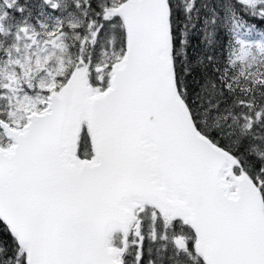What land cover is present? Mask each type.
Wrapping results in <instances>:
<instances>
[{"label":"snow or ice","instance_id":"obj_1","mask_svg":"<svg viewBox=\"0 0 264 264\" xmlns=\"http://www.w3.org/2000/svg\"><path fill=\"white\" fill-rule=\"evenodd\" d=\"M0 264H264V0H0Z\"/></svg>","mask_w":264,"mask_h":264}]
</instances>
